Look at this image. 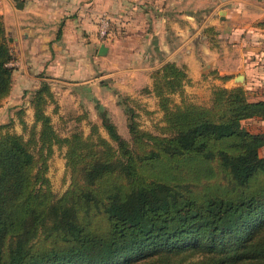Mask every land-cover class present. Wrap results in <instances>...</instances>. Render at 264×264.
Wrapping results in <instances>:
<instances>
[{"label":"trees","instance_id":"trees-1","mask_svg":"<svg viewBox=\"0 0 264 264\" xmlns=\"http://www.w3.org/2000/svg\"><path fill=\"white\" fill-rule=\"evenodd\" d=\"M15 60L0 13V107ZM151 78L144 92L163 112L157 133L142 128L129 106L138 101L125 97L129 138L105 111L109 138L95 122L88 136H62L47 112L56 98L46 80L31 91L29 129L23 107L17 112L28 136L0 126V264H264V132L243 126L264 121V99L215 86L198 104L185 92L187 66L172 61ZM63 148L70 184L58 195L48 170Z\"/></svg>","mask_w":264,"mask_h":264},{"label":"crops","instance_id":"crops-1","mask_svg":"<svg viewBox=\"0 0 264 264\" xmlns=\"http://www.w3.org/2000/svg\"><path fill=\"white\" fill-rule=\"evenodd\" d=\"M0 13L17 68L0 108L20 103L18 84L34 90L46 80L63 122L89 109L94 121L100 108L119 110L115 92L155 110L157 98L144 89L152 88L151 71L168 61L187 66L185 92L199 102L213 86L241 85L264 99V29L256 26L264 0H0ZM103 17L111 38L102 34ZM24 106L34 122L30 101Z\"/></svg>","mask_w":264,"mask_h":264},{"label":"rangeland","instance_id":"rangeland-1","mask_svg":"<svg viewBox=\"0 0 264 264\" xmlns=\"http://www.w3.org/2000/svg\"><path fill=\"white\" fill-rule=\"evenodd\" d=\"M100 23H101V31H102V34L104 35L103 31L106 32L109 27L106 30L103 29L104 26H102V18H101ZM244 72L245 71L243 70L239 71L240 74H244ZM19 85L20 84H18L17 86L18 88L17 96L20 98V103H12V104H9L7 107L0 108V126L4 124H9L7 127L2 128V131L9 130L11 132H17L19 134H24L27 137L28 130L25 131L24 125L20 121V118L17 115V112L20 109V107H23V109L26 110L24 106L25 100L30 101L31 91H33V89H28V87H24L22 84L21 86ZM214 87L215 86H213V88ZM115 93H116V100H117V105L119 107V110L116 109L117 111L115 110L110 111V109L104 110L100 108V110L98 109L97 113L99 114L105 111L107 117H109L110 120L117 125L119 133L123 137L129 138L130 135H129L128 125H127L128 115L126 114V107L128 106V102L124 103V98L129 97V96L124 95L120 92H115ZM247 93H248L250 100H253V101L263 97L259 94L258 91H255L252 89H247ZM187 96L192 101H195L198 104H208L211 100L212 93L209 98L208 96L207 98L203 96V99L200 102L196 98H194V94L191 92L187 93ZM173 99L175 103L181 102V97L179 95H174ZM138 104L139 105H137L134 102H131L129 103V106L131 105L132 107H135L136 112L140 114L137 119L141 123L142 128L146 130H150L155 133L159 132L157 126L163 125V122H162L163 112L160 111L159 108L155 110L147 109V107L144 106L143 103L140 101H138ZM54 105H55L54 103H51L48 106L52 110L53 123L57 131L62 136H68L76 131H81L85 136H88L91 133L92 123L97 122V124L100 125V130H99L100 133L106 138H109L108 132L103 126H101L102 124L101 115H100V118H97L96 121H94L95 119L92 120V110L89 109L88 112L90 113L88 112L85 113L87 114L86 118H83L82 120H78L77 118L72 117L70 119L67 118L63 122L58 118L59 115L53 113ZM8 108H10L11 110H7ZM81 115L83 116V113ZM23 119L27 122L28 129H29V127L33 124V120L32 121L29 120V116L26 113V111H24ZM243 126L249 131L254 132V133L264 132V121L258 118H251V119L244 120ZM260 155L264 156V146L260 149ZM48 176L51 180L52 188L56 194L61 195L68 188L70 184V174L66 168L65 148L56 149L55 154L51 157L49 161Z\"/></svg>","mask_w":264,"mask_h":264},{"label":"water","instance_id":"water-1","mask_svg":"<svg viewBox=\"0 0 264 264\" xmlns=\"http://www.w3.org/2000/svg\"><path fill=\"white\" fill-rule=\"evenodd\" d=\"M108 52V47L103 44L100 48V55H106ZM237 83L238 84H243L244 83V76L243 75H240L238 78H237Z\"/></svg>","mask_w":264,"mask_h":264},{"label":"built area","instance_id":"built-area-1","mask_svg":"<svg viewBox=\"0 0 264 264\" xmlns=\"http://www.w3.org/2000/svg\"><path fill=\"white\" fill-rule=\"evenodd\" d=\"M102 26L105 27H103L105 30L109 27V19L107 17L102 18ZM103 33L105 34V31H103Z\"/></svg>","mask_w":264,"mask_h":264}]
</instances>
